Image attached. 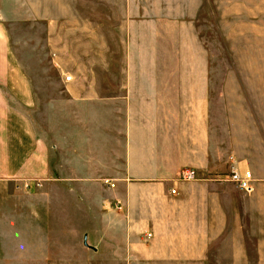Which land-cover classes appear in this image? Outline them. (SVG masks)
<instances>
[{
	"label": "crops",
	"instance_id": "1",
	"mask_svg": "<svg viewBox=\"0 0 264 264\" xmlns=\"http://www.w3.org/2000/svg\"><path fill=\"white\" fill-rule=\"evenodd\" d=\"M5 1L9 258L264 264V0Z\"/></svg>",
	"mask_w": 264,
	"mask_h": 264
},
{
	"label": "rangeland",
	"instance_id": "2",
	"mask_svg": "<svg viewBox=\"0 0 264 264\" xmlns=\"http://www.w3.org/2000/svg\"><path fill=\"white\" fill-rule=\"evenodd\" d=\"M6 5V1L5 0H0V11L4 12L6 11L5 8ZM261 22V21H260ZM264 22V21H263ZM227 29L225 28V31ZM236 37L231 36L230 34L225 35L222 39V43L224 46V51H223V58H231V50H232V43L237 44L240 48L243 44H245L247 42V37H239V39L235 40ZM258 38V37H257ZM250 40H254L253 42H255L256 44H259L260 40H256V37H251ZM220 37H215V36H209V44L211 45V49L213 50V54L215 53L214 51L216 50V47L218 46V49L221 45L220 43ZM260 43H262L260 41ZM209 45V46H210ZM6 224L7 223H2L3 225V229H0V235L2 234V236L0 237L1 242H0V264H23L22 260H18V259H11L9 258V256H12L13 253L9 252L8 250V245L6 243ZM1 223H0V227H2ZM4 234V236H3Z\"/></svg>",
	"mask_w": 264,
	"mask_h": 264
},
{
	"label": "built area",
	"instance_id": "3",
	"mask_svg": "<svg viewBox=\"0 0 264 264\" xmlns=\"http://www.w3.org/2000/svg\"><path fill=\"white\" fill-rule=\"evenodd\" d=\"M67 81H70V78H67ZM195 177L194 172L186 171L183 173L182 179L185 181L192 180ZM229 182L234 184L241 191H244L247 194H251L254 191L253 186V176L250 172H245L240 174L236 169H231L229 173Z\"/></svg>",
	"mask_w": 264,
	"mask_h": 264
}]
</instances>
